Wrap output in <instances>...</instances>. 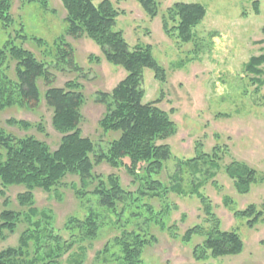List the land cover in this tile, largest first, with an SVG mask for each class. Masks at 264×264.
<instances>
[{
  "label": "rangeland",
  "instance_id": "obj_1",
  "mask_svg": "<svg viewBox=\"0 0 264 264\" xmlns=\"http://www.w3.org/2000/svg\"><path fill=\"white\" fill-rule=\"evenodd\" d=\"M11 1L13 24L4 30L0 23V48L12 37L16 46L31 52L46 65L52 86L79 84L85 100L81 109L82 135L106 148L113 135L101 126L106 115L101 94L111 93L127 72L109 64L100 47L87 37L74 39L65 35L66 11L60 0H47L46 9L23 0ZM103 1L93 0L96 6ZM108 1L119 13L116 30L129 46L150 47L165 69L164 82L156 80L151 70L144 71L143 103L159 101V107L178 126L177 135L163 142L170 146L172 159L165 164L159 179L170 188L179 185L181 192L169 193L163 203L148 202L154 208L151 213L154 220L147 230L155 242L145 251V264H264V214L253 228L248 224L254 217L240 216L251 206L256 207V212H264V87L257 89L250 81L251 76L244 72L250 59L264 52V0H156V17L148 16L138 0ZM178 3L200 4L207 11L189 43L179 40L175 31L177 23L169 21L167 16L168 9ZM164 21L169 25L167 29ZM64 35L63 40L71 46L74 55L70 65L59 64L56 57L61 45L56 43ZM38 40H43L45 45ZM14 67L15 63H11L9 75L13 79ZM38 83L39 106L3 111L0 127L17 137L32 136L56 151L62 135L53 127V113L44 102L46 82L40 79ZM11 120L25 122L30 129L9 126L7 122ZM204 154L211 159L199 162V172L188 165L205 159ZM234 162L257 173L258 181L247 194L241 195L226 173V168ZM95 173L117 174L126 190L138 189L124 170L103 164ZM77 184L80 185L77 177L68 176L52 194L41 190L34 193L37 208L51 212L57 229H62L70 217L83 218L88 208L100 210L90 194L93 186L87 190L85 198L91 197L87 203L77 197L73 187ZM23 191L22 187L8 189L9 209L20 211L17 195ZM4 208V199L0 198V212ZM139 224L147 227L141 220ZM193 228H199V234L185 241L186 232ZM215 228L237 232L244 244L243 252L238 256L213 258L210 253L197 250ZM118 234L105 226L96 242L78 245L63 264H112L103 263L104 257L98 259V253ZM63 236L67 238L66 234ZM18 239L19 233L9 237L0 244V252L18 246ZM79 248L86 250L82 253ZM196 252L204 259L198 260Z\"/></svg>",
  "mask_w": 264,
  "mask_h": 264
},
{
  "label": "trees",
  "instance_id": "obj_2",
  "mask_svg": "<svg viewBox=\"0 0 264 264\" xmlns=\"http://www.w3.org/2000/svg\"><path fill=\"white\" fill-rule=\"evenodd\" d=\"M23 1L47 8V0ZM60 2L66 11L65 35L74 39L87 37L100 47L109 64L127 72L126 78L111 93H103L100 98L106 108L101 126L106 133L113 135V139L103 149L83 137L80 124L85 100L81 86L76 82H67L64 87L52 86L46 65L31 52L16 46L10 37L0 48V114L17 107L37 108L41 101L38 82L43 79L47 86L44 102L52 111L53 127L62 138L58 149L51 151L46 143L32 136L17 137L0 127V198L4 199L5 206L0 212V244L19 233L18 246L0 252V264H63L78 245L96 242L105 226L119 234L98 253V259L104 257L103 263L112 264H145V251L155 242L147 230L154 220L151 217L154 208L148 202L157 200L163 203L169 193L181 192L179 185L170 188L159 179L165 164L172 159L170 146L163 142L177 135L178 126L170 114L159 107V101L143 103L144 71L151 70L155 79L161 82L165 81L166 72L150 47L132 49L122 33L116 30L119 13L108 0L97 6L93 0ZM138 2L148 16H158L156 0ZM12 8L11 0H0V23L4 30H9L13 24ZM167 14L169 21L177 23L175 31L179 40L189 43L207 11L200 4L178 3L168 9ZM164 23L167 29L169 25L166 21ZM65 35L56 43L61 44L56 57L59 64L70 65L74 55L71 46L63 40ZM38 42L45 45L43 40ZM65 46L69 49L66 50ZM11 63H15L14 79L9 75ZM263 66L264 52L252 57L244 67L257 89L264 87ZM7 124L30 129L25 122L11 120ZM203 158L188 165L198 171L200 161L205 163L211 159L207 154ZM103 164L117 171L124 170L138 189L134 192L126 190L117 174L97 175L95 169ZM226 173L241 195L247 194L251 185L258 181L254 170L236 162L226 168ZM68 176L79 180L80 185H73L77 197L87 203L91 197L95 198L100 210L88 208L83 218L70 217L62 229H57L51 212L37 208L34 193L41 190L52 194ZM91 186V197L86 199ZM14 187L24 188L17 195L20 211L8 208L7 191ZM263 214L251 206L240 216L254 217L248 224L253 228ZM109 218L112 219L107 221ZM140 220L147 227H142ZM132 221V227L128 228ZM199 232V228L188 230L185 241L189 242ZM206 238L204 245L197 250L202 249V253H210L213 258L238 256L244 250L241 236L235 231L215 228ZM79 249L82 253L86 250ZM195 257L204 259L197 252Z\"/></svg>",
  "mask_w": 264,
  "mask_h": 264
}]
</instances>
